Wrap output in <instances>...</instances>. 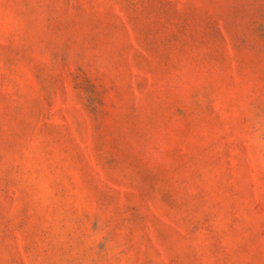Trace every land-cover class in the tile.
<instances>
[{
	"label": "rangeland",
	"instance_id": "1",
	"mask_svg": "<svg viewBox=\"0 0 264 264\" xmlns=\"http://www.w3.org/2000/svg\"><path fill=\"white\" fill-rule=\"evenodd\" d=\"M0 264H264V0H0Z\"/></svg>",
	"mask_w": 264,
	"mask_h": 264
}]
</instances>
